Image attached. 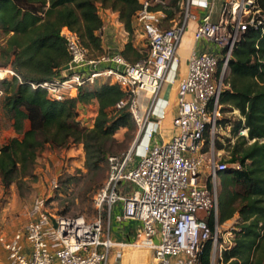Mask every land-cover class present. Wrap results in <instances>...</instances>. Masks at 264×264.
<instances>
[{
	"label": "built area",
	"instance_id": "obj_1",
	"mask_svg": "<svg viewBox=\"0 0 264 264\" xmlns=\"http://www.w3.org/2000/svg\"><path fill=\"white\" fill-rule=\"evenodd\" d=\"M136 12L147 40L146 54L128 61L120 53L89 57L77 34L62 27L70 54L69 66L50 80L33 84L46 88L56 99L76 95L79 86L92 83L98 76L116 81L127 93L117 107L127 106L138 126L140 141L138 158L133 162L131 147L124 154L108 157L109 175L93 197L99 215L86 219L84 215H65L47 208L46 198L36 196L29 218L21 228L7 234L0 228V244L6 251L8 264H107L111 248L109 214L115 202L122 203V218L140 221L142 237L135 240L153 249L152 264H199L206 240L211 241L210 264L223 260V250L234 245V224L228 226L227 240L221 238L218 222V181L229 165L218 159L224 150L216 146V138L224 143L231 121L244 116L239 109L221 102L228 84L229 59L234 46L249 28H263L264 10L256 0H225L219 18L211 20L204 14L195 30L196 38L214 41L218 50L192 52L187 60L185 75L177 85L178 111L172 123L176 132L167 141L151 142L156 123L163 113L155 111L159 88L168 70L177 64V44L187 17H195L192 0L185 5L184 19L173 26H160L165 12L153 9L164 0H142ZM203 6L207 2L204 1ZM100 60H110L113 67L96 69ZM85 65H93L88 71ZM145 105L141 108L139 94ZM154 122L155 125L150 126ZM221 129V130H220ZM207 135V137H206ZM244 135L248 128L238 129L235 136ZM146 137L147 141L142 142ZM231 141V140H230ZM234 141V140H233ZM59 182L51 180V189ZM105 212L106 217L101 215ZM238 213V212H236ZM235 213V214H236ZM212 218L213 228L208 222Z\"/></svg>",
	"mask_w": 264,
	"mask_h": 264
},
{
	"label": "trees",
	"instance_id": "obj_2",
	"mask_svg": "<svg viewBox=\"0 0 264 264\" xmlns=\"http://www.w3.org/2000/svg\"><path fill=\"white\" fill-rule=\"evenodd\" d=\"M167 3L151 8L162 9L171 18L174 11L167 9ZM256 3L264 10V0ZM100 6L117 11L128 32L122 54L131 62L143 57L146 51H137L131 42L132 18L142 6L140 0H0V66H10L14 71L11 78L0 80L2 107L16 133L0 145V183L4 187L15 184L20 195L30 189L28 181L35 180L37 158L45 147L82 144L83 165L93 180L108 165V157L116 154V130L133 125L127 106H116L127 93L109 77L85 83L76 95L62 99L51 97L46 88L33 86L60 75L69 62L67 42L61 34L64 26L77 34L89 57L102 54ZM225 82L228 87L221 94V102L239 109L244 123L236 118L222 122L231 121L233 134L246 126L248 138L255 139L248 142L244 135L237 136L225 159L237 166H228L221 173L218 222L239 213L234 245L223 250V262L264 264V26L249 28L234 46ZM94 99L95 116L90 126H83L76 119L78 106ZM217 145L222 147L220 142ZM73 178L68 176L63 183ZM236 184L242 186L240 193L228 190L229 185ZM208 222L213 228L212 218ZM210 251L208 239L199 264H210ZM253 251L257 252L254 257Z\"/></svg>",
	"mask_w": 264,
	"mask_h": 264
},
{
	"label": "rangeland",
	"instance_id": "obj_3",
	"mask_svg": "<svg viewBox=\"0 0 264 264\" xmlns=\"http://www.w3.org/2000/svg\"><path fill=\"white\" fill-rule=\"evenodd\" d=\"M168 3L167 9L174 11V16H183L185 11V5L181 3L182 0H166ZM0 58V63H1ZM0 66V71L6 70L0 80L3 78H11L14 73L10 66H5L2 68ZM102 79L105 76H100ZM0 89V145L11 136L14 130L11 126V119L9 115L5 112L2 107V94ZM92 102V101H91ZM90 102V103H91ZM85 104L78 106V112L76 119L83 126H90L92 118H94V112L92 105ZM134 120V119H133ZM221 130V129H220ZM232 126L230 130H224L223 133H227L224 138V143L221 142L223 146V151L220 153L218 159L229 158L231 145L234 144L237 137H233ZM16 134V133H15ZM14 134V135H15ZM115 138L119 142L114 145L113 150L116 154H124L131 147L133 162L136 161L138 155L135 153L137 145L140 141V133L138 126L135 121L131 127H120L114 133ZM229 138V139H227ZM231 140V141H230ZM234 140V141H233ZM217 142L220 140L216 138ZM84 162V152L83 146L79 143H71L69 146L58 148V147H45L37 158V163L35 166L36 178L33 181H28L30 184V189L25 190L22 195L18 193V189L15 184H11L4 187L0 183V228L7 234H11L18 228H21L24 222L29 218V210L33 199L36 196H42L46 198L47 208L52 212L63 213L65 215H79L82 214L86 219H92L93 217L99 215L100 211L95 207L93 203L94 194L99 188H101L106 182L109 175V166L105 164L104 168L99 170L94 176L93 180H90V174L86 172L83 165ZM228 162V161H227ZM232 165V163H228ZM68 176H74L73 179L68 181L65 185L63 180L68 178ZM56 178L59 182V187L57 190H52L51 180ZM218 194L222 190V178L221 175L218 181ZM24 189V188H23ZM229 191L240 193L242 191V186L239 184L229 185ZM238 204V201H235ZM101 215H104L101 212ZM104 217V216H103ZM106 217V215H105ZM239 213L234 214L231 218L219 223V234L221 238L227 240L229 233L227 232L228 226L233 223L236 230L239 229ZM235 229L233 233L235 235ZM0 244V258L3 260L6 257V252ZM148 256L151 260V252L147 249ZM257 252L253 251L252 256H256ZM150 264V263H149ZM214 264H225L222 261H215Z\"/></svg>",
	"mask_w": 264,
	"mask_h": 264
},
{
	"label": "crops",
	"instance_id": "obj_4",
	"mask_svg": "<svg viewBox=\"0 0 264 264\" xmlns=\"http://www.w3.org/2000/svg\"><path fill=\"white\" fill-rule=\"evenodd\" d=\"M164 1L167 3L166 0ZM184 1L186 0H182L181 3ZM204 1L207 2L206 6H203L202 4ZM192 2L193 4H191V10L193 13H195V17H187L184 21V30L180 36L176 48L178 62L177 64H173L168 70L167 75L163 80L157 94L158 99L156 102L155 111L158 113H163V116L159 119L156 125L154 122L150 124V126H156V131L151 138L152 143L167 141L170 136L176 132V127L173 125L172 119L178 111L177 85L179 80L186 73L187 60L190 54L193 51L200 53L203 51L218 50V46L214 41L203 37L196 38L194 34L198 23L202 20L204 14L209 13L210 18L213 21H216L219 18L222 5L225 0H192ZM98 13L103 21L102 28L98 30V33L101 37V46L103 51L102 54H122L125 44L129 39V35L125 30L123 22L119 19L118 12L109 7L100 6L98 8ZM183 19L184 15L181 17H175L173 15L171 18H167L165 14L164 17H161L160 26L170 27L173 26L177 21ZM132 28V46L139 52L146 51L148 47L147 40L145 38L141 23L136 18V13L132 18ZM125 59L127 58L125 57ZM113 66H115L113 61L100 60L95 65V68L104 69ZM92 67L93 65H85L82 67V69L88 71ZM4 71L6 72V70ZM62 71L63 68L61 69V73ZM105 77L108 78L107 76ZM106 78L102 79L100 76H98L96 77V80L103 81L106 80ZM139 100L141 108H143L146 103L142 92L139 94ZM89 105H92L95 115L97 110V101L94 99ZM14 134L15 132H12L11 135ZM146 141L147 138L144 137L142 142L145 143ZM35 173H37L36 170ZM121 212L122 203L120 201L115 202L108 218L110 237L114 240L115 245L109 252L107 264H152L154 261L153 249L146 245L138 244V241L135 242V240L142 237L140 221L132 218H122ZM147 249L151 252V260L146 251ZM1 250H3L2 247ZM0 264H8L7 255L4 260L3 258H0Z\"/></svg>",
	"mask_w": 264,
	"mask_h": 264
},
{
	"label": "bare ground",
	"instance_id": "obj_5",
	"mask_svg": "<svg viewBox=\"0 0 264 264\" xmlns=\"http://www.w3.org/2000/svg\"><path fill=\"white\" fill-rule=\"evenodd\" d=\"M4 74H5V71L4 70L3 71L1 70L0 71V78H2ZM138 244H139V242H138Z\"/></svg>",
	"mask_w": 264,
	"mask_h": 264
},
{
	"label": "water",
	"instance_id": "obj_6",
	"mask_svg": "<svg viewBox=\"0 0 264 264\" xmlns=\"http://www.w3.org/2000/svg\"><path fill=\"white\" fill-rule=\"evenodd\" d=\"M68 66H69V65H68V64H66L65 66H63V69H66V68H68Z\"/></svg>",
	"mask_w": 264,
	"mask_h": 264
}]
</instances>
